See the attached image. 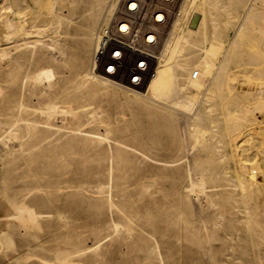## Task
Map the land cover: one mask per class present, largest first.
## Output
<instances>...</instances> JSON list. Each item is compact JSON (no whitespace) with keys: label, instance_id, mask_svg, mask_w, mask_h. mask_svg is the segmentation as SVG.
I'll use <instances>...</instances> for the list:
<instances>
[{"label":"rangeland","instance_id":"obj_1","mask_svg":"<svg viewBox=\"0 0 264 264\" xmlns=\"http://www.w3.org/2000/svg\"><path fill=\"white\" fill-rule=\"evenodd\" d=\"M15 1L26 32L0 39V200L22 217L0 236V264H264V204L246 182L264 174V0H220L222 73L189 114L176 97L180 111L85 81L105 80L94 50L117 0H0V14ZM49 103L79 120L46 125Z\"/></svg>","mask_w":264,"mask_h":264},{"label":"bare ground","instance_id":"obj_2","mask_svg":"<svg viewBox=\"0 0 264 264\" xmlns=\"http://www.w3.org/2000/svg\"><path fill=\"white\" fill-rule=\"evenodd\" d=\"M117 3H118V0L116 1V6H117ZM14 4H15V6H11V8H10V12L12 14L11 17H10V14L8 12H5V13L3 12V14L2 13L0 14V39H1V42L9 39V37H11V36L17 37L20 35H25L26 28L24 27V24L21 21L19 5L17 4L16 1L14 2ZM221 8L222 7H220V0H183L181 10H183L185 18L182 21H176L171 26L172 27L171 36L165 43L162 55H161V51H159L156 64L153 68V70H154L153 74L147 80L143 91L141 93L137 94L139 101H143V100L144 101L146 100L149 102L154 101V102H157L156 104H158V103L161 104L164 108L166 107L169 109L179 110L178 108L175 107V103H174L175 99L179 98L181 100V105H179V107L182 109L184 114H185V111H189V112H186L189 114L193 109L195 110L194 106L199 101H201L202 96L208 95V93L212 92V88H210L211 83H209V80H212V79L218 80V79H216V77L220 73H222L221 68H219L220 65L218 66L217 62L220 59L221 52H222L223 48H222V45L219 44V42L215 41V39H217L219 36V32H218L219 28H217V19L221 15V11H222ZM3 10H5V8ZM112 13L113 12L111 9L108 17H111ZM49 24H50V22L48 20H45V19H44V21L43 20L42 21L35 20L33 22V26H31V28L44 29V27L49 25ZM27 26H28V24H27ZM260 28H261V30H262V28L264 29V27H262V26ZM96 43H97V41H96ZM7 52H6V50L1 51L2 55L1 54L0 55L2 56L3 59H4V57H7V55H8ZM160 55H161V57H160ZM2 58H1V60H2ZM6 59H8V57ZM3 62H2V65H3ZM15 63L17 65V63H18L17 58H9V60L6 61V63L3 65V67L9 66V65L15 64ZM93 66H94V63H93ZM224 67H222V68H224ZM45 73H46L45 76L46 75L48 77L50 76L49 72H45ZM8 75L14 76L12 81H14L17 78L16 73L13 70H10L8 72ZM100 77H102L104 79L107 78V79L111 80V78L108 76L104 77L103 75H100ZM236 77H238V76H236ZM233 78H235V76ZM107 79L102 80L101 78H98V76L92 75L91 72L89 71L85 81H91L94 85L96 83H101L102 85L114 84V82L112 83V82L108 81ZM230 79H232V77ZM213 81H211L212 84L214 83ZM233 81H234V79H233ZM218 84H219V81H218ZM125 88L129 89L131 91L132 90L137 91V90H134V89L129 88V87H125ZM175 88L179 90L178 95L176 94L177 91H175L176 90ZM261 99H262V97H261ZM258 102H260V101H258ZM262 102H261V104H264ZM261 104L260 103L255 104V106H257V109H260V108L263 109L264 105L261 106ZM18 107L19 106H15L16 110ZM21 107L23 108V106H21ZM24 108H23V110H24ZM26 108H28V107H26ZM9 109H11V107H8L6 111L9 112L11 114V116L14 115L13 112H15V111H10ZM38 109H39L38 111H40V108H38ZM19 111H21V109ZM33 111H35V110H33ZM42 112H43V114H41V115L45 116V119L47 122L46 125H49V126L51 125L50 121H52L57 115L59 117H61L62 120L66 124L70 123V122L78 121L80 118L79 113L78 112L76 113L75 111H73L71 109L70 105H68V104H66V105L65 104L64 105H56V104L52 105L51 103H49V104H47L46 108L41 110V113ZM251 112H252L251 109H245V115L251 114ZM259 123L262 124V122H259ZM17 124H18V121H17ZM62 124H64V123H62ZM63 126H66V125H63ZM32 128L36 129V126H32ZM22 130L23 129L20 126L17 128V132H21ZM198 133H199V131H197V134ZM200 133H202V132H200ZM201 135H200V137H202ZM194 136H193V138H194ZM34 137H35V139H37V141H39L41 139V136H39V134L35 135ZM197 142H198V140H197ZM49 144H51V142H48L45 149H48ZM20 149H21V147H20ZM39 162L41 165L46 166V163L44 161H39ZM258 168L260 170L259 176L263 179L262 180L263 184L255 183V181H256L255 178H256V176H258V174L253 168H251L250 173H249V179L246 180V182L248 183V185L252 189H254L257 192L256 195H258L261 198L260 202H262V204H264V174H263V171H262L263 169L261 168V166H259ZM247 175H248V173H247ZM238 183H240L239 185H241V188H242L241 190H243L245 192V188H247V187H245L246 184L244 185L243 180L239 179ZM204 185H205V183L203 181L199 182V184H198V186L200 188L205 189ZM192 187H193V184H192ZM196 188H198V187H196ZM192 189H194V187ZM243 191H241V193H243ZM192 194H194V191ZM21 217H22V212L19 209H17L12 203L9 204V202L5 199L0 200V236H5L9 232V230H11L14 227L15 223ZM118 229H120V228L118 227ZM127 231H128L127 233L129 234L128 229H127ZM259 234H261V233H259ZM260 238L262 239V242L264 243V231H263ZM63 257H64L63 259L65 260L64 255H63ZM56 262H57V260H56Z\"/></svg>","mask_w":264,"mask_h":264},{"label":"built area","instance_id":"obj_3","mask_svg":"<svg viewBox=\"0 0 264 264\" xmlns=\"http://www.w3.org/2000/svg\"><path fill=\"white\" fill-rule=\"evenodd\" d=\"M183 0H118L115 14L99 29L94 70L122 87L144 88L153 74L165 29L184 20Z\"/></svg>","mask_w":264,"mask_h":264}]
</instances>
